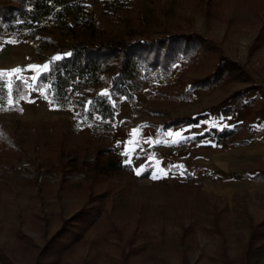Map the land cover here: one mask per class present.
<instances>
[{
	"label": "rangeland",
	"instance_id": "obj_1",
	"mask_svg": "<svg viewBox=\"0 0 264 264\" xmlns=\"http://www.w3.org/2000/svg\"><path fill=\"white\" fill-rule=\"evenodd\" d=\"M85 3L118 41L194 34L207 42L195 59L176 63L167 81L145 82L134 106L120 98L106 128L99 115L58 109L34 87L47 58L61 56L56 50L0 38V77H21L28 90L0 106V264H241L250 226L264 220V182L253 178L264 171V0ZM221 57L242 65V75L194 84ZM238 100L249 106L224 118L222 108ZM199 114L207 117L161 128ZM189 125L199 134L234 132L220 142L173 137L174 127ZM242 137L247 143L237 145ZM105 147L117 148L135 175L91 166ZM149 154L156 157L147 162ZM251 264H264V236Z\"/></svg>",
	"mask_w": 264,
	"mask_h": 264
},
{
	"label": "trees",
	"instance_id": "obj_2",
	"mask_svg": "<svg viewBox=\"0 0 264 264\" xmlns=\"http://www.w3.org/2000/svg\"><path fill=\"white\" fill-rule=\"evenodd\" d=\"M5 34L13 35L16 41L34 43L39 53L56 50L61 56L47 58L48 66L37 75L34 87L43 88L49 101L58 109L65 110L74 105L87 118L99 115L106 128L112 127L120 98L124 97L134 106L135 93L145 82L156 86L155 82L167 81L176 63L195 59L202 42H207L194 34L152 40H115L100 27L85 0H0V38ZM243 72L242 65L221 57L212 74L201 82L194 81V84L206 86L220 77L238 79ZM244 91L246 89L239 90L232 97L241 98L246 93ZM27 92L21 77L13 75L9 81L0 77L1 107L6 106L9 99L25 98ZM260 95L264 98V90ZM239 103V106L222 108L224 118L233 117L237 109L249 106V101ZM206 117L207 114H199L176 118L165 122L161 128L195 124ZM233 132L227 127L221 130L211 127L198 137L214 136L220 142ZM261 140L264 142V136ZM246 143L242 137L237 145ZM102 155L105 156L103 160ZM99 162H102L99 171L123 170L135 175L131 164L122 162V155L115 147L98 149L90 164L97 168ZM256 171L253 178L264 182V171ZM149 173L148 168L142 175L148 176ZM187 176L192 177L189 172ZM261 226H264V220L250 226L241 264H251L255 242L264 236L259 230ZM184 258L183 263H186Z\"/></svg>",
	"mask_w": 264,
	"mask_h": 264
},
{
	"label": "crops",
	"instance_id": "obj_3",
	"mask_svg": "<svg viewBox=\"0 0 264 264\" xmlns=\"http://www.w3.org/2000/svg\"><path fill=\"white\" fill-rule=\"evenodd\" d=\"M195 127V126H194ZM194 127L192 126V125H189V126H178V127H174V128H176L177 130H178V133H176V134H174V136L173 137H180V138H183V137H185V136H191V135H198L200 132V130H198V129H194ZM197 131L199 132V133H197ZM168 137L170 136V134L168 133V135H167ZM153 137L155 138V135H153ZM152 137V140L150 141V143H151V145H149V146H152V144H153V138ZM138 138H140L138 141H140V140H142L141 138L142 137H138ZM142 142V141H141ZM152 149H155V147L154 146H152L151 147ZM150 156L147 158V162H149V161H152L153 159H155V157L153 156L154 154H149Z\"/></svg>",
	"mask_w": 264,
	"mask_h": 264
},
{
	"label": "snow or ice",
	"instance_id": "obj_4",
	"mask_svg": "<svg viewBox=\"0 0 264 264\" xmlns=\"http://www.w3.org/2000/svg\"><path fill=\"white\" fill-rule=\"evenodd\" d=\"M33 67H36V66H33ZM46 67V66H45ZM15 71V70H14Z\"/></svg>",
	"mask_w": 264,
	"mask_h": 264
}]
</instances>
